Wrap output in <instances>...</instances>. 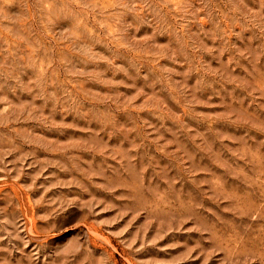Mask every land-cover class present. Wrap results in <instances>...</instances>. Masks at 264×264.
Wrapping results in <instances>:
<instances>
[{"label":"rangeland","instance_id":"obj_1","mask_svg":"<svg viewBox=\"0 0 264 264\" xmlns=\"http://www.w3.org/2000/svg\"><path fill=\"white\" fill-rule=\"evenodd\" d=\"M0 264H264V0H0Z\"/></svg>","mask_w":264,"mask_h":264}]
</instances>
